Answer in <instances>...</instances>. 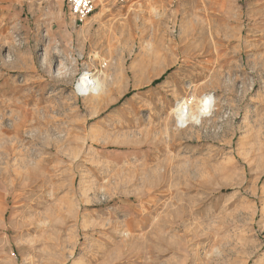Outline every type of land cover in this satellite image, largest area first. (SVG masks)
<instances>
[{
	"label": "rangeland",
	"instance_id": "1",
	"mask_svg": "<svg viewBox=\"0 0 264 264\" xmlns=\"http://www.w3.org/2000/svg\"><path fill=\"white\" fill-rule=\"evenodd\" d=\"M0 264H264V0H0Z\"/></svg>",
	"mask_w": 264,
	"mask_h": 264
},
{
	"label": "bare ground",
	"instance_id": "2",
	"mask_svg": "<svg viewBox=\"0 0 264 264\" xmlns=\"http://www.w3.org/2000/svg\"><path fill=\"white\" fill-rule=\"evenodd\" d=\"M44 60V59H43ZM87 76V75H86ZM84 76L78 85V91L83 92L84 94H96L99 90V82L98 79H91L92 77ZM101 83V82H100ZM212 97H205L201 101V105L198 108L197 112L193 110V108L189 105L191 102L185 100L182 103H179L177 108L174 109L175 113L177 114L178 121L181 124L188 125L192 122H199L202 116H205L206 113L209 112L210 106L208 105L211 103Z\"/></svg>",
	"mask_w": 264,
	"mask_h": 264
},
{
	"label": "built area",
	"instance_id": "3",
	"mask_svg": "<svg viewBox=\"0 0 264 264\" xmlns=\"http://www.w3.org/2000/svg\"><path fill=\"white\" fill-rule=\"evenodd\" d=\"M97 0H67L72 16L78 23L84 22L96 11Z\"/></svg>",
	"mask_w": 264,
	"mask_h": 264
},
{
	"label": "crops",
	"instance_id": "4",
	"mask_svg": "<svg viewBox=\"0 0 264 264\" xmlns=\"http://www.w3.org/2000/svg\"><path fill=\"white\" fill-rule=\"evenodd\" d=\"M64 2H66V0H63Z\"/></svg>",
	"mask_w": 264,
	"mask_h": 264
}]
</instances>
